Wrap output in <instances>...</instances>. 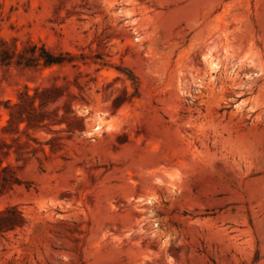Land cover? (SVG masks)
<instances>
[{
    "label": "rangeland",
    "instance_id": "obj_1",
    "mask_svg": "<svg viewBox=\"0 0 264 264\" xmlns=\"http://www.w3.org/2000/svg\"><path fill=\"white\" fill-rule=\"evenodd\" d=\"M0 157V264H264V0H0Z\"/></svg>",
    "mask_w": 264,
    "mask_h": 264
},
{
    "label": "trees",
    "instance_id": "obj_2",
    "mask_svg": "<svg viewBox=\"0 0 264 264\" xmlns=\"http://www.w3.org/2000/svg\"><path fill=\"white\" fill-rule=\"evenodd\" d=\"M44 56H40V59L44 61V66H54V65H62L66 62L60 56L54 55L51 51L42 48ZM20 102L13 105L14 108L20 109L19 116H16L13 113H10V119L8 121L9 126L13 124V122L17 121V125L25 124L26 130L31 128L39 127L40 123L44 121V115L41 113H37L36 103L38 102V107L42 108L48 104L55 103L59 101L61 98V89L58 87L52 88H36L34 90L33 95H29V91L26 88L25 91H22L18 94ZM22 102H29V107L31 108V112L27 109V107ZM9 104V102H8ZM76 118V117H75ZM81 121V120H80ZM6 128V127H5ZM3 156H8L7 153L3 154ZM2 158L0 157V186L1 192H3L8 186L13 185L15 182H12L8 178H4L2 176L3 173L8 172L12 167L8 165L7 167H2ZM19 161V158H17ZM2 181L4 182H1ZM25 221L22 217V214L18 211L16 206L9 207L4 211L0 212V232L14 230L16 227H22Z\"/></svg>",
    "mask_w": 264,
    "mask_h": 264
},
{
    "label": "bare ground",
    "instance_id": "obj_3",
    "mask_svg": "<svg viewBox=\"0 0 264 264\" xmlns=\"http://www.w3.org/2000/svg\"><path fill=\"white\" fill-rule=\"evenodd\" d=\"M94 128L97 129V130H99V129L101 128L100 123H98V124L96 125V127H94Z\"/></svg>",
    "mask_w": 264,
    "mask_h": 264
}]
</instances>
